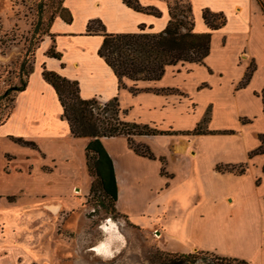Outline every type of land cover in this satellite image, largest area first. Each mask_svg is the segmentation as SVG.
I'll use <instances>...</instances> for the list:
<instances>
[{"label":"crops","instance_id":"1","mask_svg":"<svg viewBox=\"0 0 264 264\" xmlns=\"http://www.w3.org/2000/svg\"><path fill=\"white\" fill-rule=\"evenodd\" d=\"M137 1L157 14L123 0H62L70 19L55 15L35 45L26 82L0 121V211L9 215L1 217L0 264H48L54 241L36 249L40 226L28 229L29 222L53 221L56 232L61 214L81 206L89 191L88 137L70 133L42 68L76 80L81 98L115 96L123 119L163 130L130 135L152 156L134 151L124 134L100 137L111 159L115 210L155 232V249L209 250L264 264V175L259 154L248 155L264 132V0H189L192 29L210 30L203 62L167 64L155 79L119 80L97 53L102 35L85 25L96 18L107 32L161 30L168 0ZM203 8L223 22L209 29ZM49 46L58 56L46 53ZM248 65L250 76L239 85ZM205 115L207 131L191 132ZM239 162L241 173L217 168Z\"/></svg>","mask_w":264,"mask_h":264},{"label":"trees","instance_id":"2","mask_svg":"<svg viewBox=\"0 0 264 264\" xmlns=\"http://www.w3.org/2000/svg\"><path fill=\"white\" fill-rule=\"evenodd\" d=\"M123 1L134 9L148 10L157 14L154 9L141 6L137 0ZM167 11V22L159 31H145L141 27L137 31L107 32L103 29L100 20L96 18L87 21L85 31L98 32L102 35L97 53L112 68L119 80L121 76L133 80L155 79L160 77L167 64L177 61L202 63L209 47L210 30L197 32L192 29L193 19L189 0H168ZM59 15L65 20L70 19V13L63 5ZM201 16L209 29L216 28L223 22L220 13L211 12L207 8L202 9ZM97 25L100 27L97 28ZM46 53L58 56L52 46L47 48ZM252 68V65L247 66L239 85L248 80ZM30 70L31 66L26 76ZM41 74L53 86L57 94L62 107L60 115L66 119L70 133L75 136L88 137L84 146V156L88 173L92 176L89 191L98 189L101 197L108 200L107 211L121 215L114 207L115 180L111 159L100 137L124 134L134 151L152 156L146 146L133 143L130 135L157 133L163 130L145 123L123 119L115 96L102 102L94 97L81 98L78 94L76 80L68 79L46 68H42ZM26 76L19 86L13 87L15 90L24 86ZM131 90L134 88L131 87ZM260 93L264 112V84ZM206 119V115L203 116L190 131L194 133L207 131L204 127ZM258 138L259 143L249 151V156L264 153V132H260ZM22 142L32 143L28 140H22ZM217 168L241 173L244 171L245 163L218 165ZM261 171L264 175V161L261 163ZM206 254L212 257L208 260L212 264H252L244 258L201 249L188 252L156 249L149 264H190L197 259L205 260Z\"/></svg>","mask_w":264,"mask_h":264},{"label":"rangeland","instance_id":"3","mask_svg":"<svg viewBox=\"0 0 264 264\" xmlns=\"http://www.w3.org/2000/svg\"><path fill=\"white\" fill-rule=\"evenodd\" d=\"M61 12L62 0H0V121L12 105L16 91L13 87L21 84L31 66L35 45L46 33L49 21ZM262 123L261 118L254 120L256 127ZM259 156L261 164L264 153ZM83 201L78 208L61 214L62 225L56 232L53 221L51 224L29 222L28 229L40 226L36 249H47L48 240L54 241V259L48 264H149L156 250L152 239L155 232L108 212V200L101 197L98 189L88 191ZM3 211H0V239L4 237L1 217L9 218ZM10 230L7 226L6 232ZM205 256V260L197 259L190 264H212L208 261L212 257Z\"/></svg>","mask_w":264,"mask_h":264},{"label":"bare ground","instance_id":"4","mask_svg":"<svg viewBox=\"0 0 264 264\" xmlns=\"http://www.w3.org/2000/svg\"><path fill=\"white\" fill-rule=\"evenodd\" d=\"M111 225H112L113 227H115V224H114L113 222H111Z\"/></svg>","mask_w":264,"mask_h":264}]
</instances>
